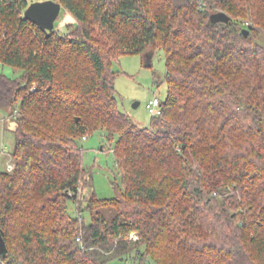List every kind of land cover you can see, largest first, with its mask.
Masks as SVG:
<instances>
[{
	"label": "trees",
	"instance_id": "obj_1",
	"mask_svg": "<svg viewBox=\"0 0 264 264\" xmlns=\"http://www.w3.org/2000/svg\"><path fill=\"white\" fill-rule=\"evenodd\" d=\"M57 1L67 34L26 18L29 0H0V60L23 70L0 72L17 118L0 264H264V0ZM158 49L167 97L140 127L119 108L113 60ZM97 130L116 138L113 197L81 194Z\"/></svg>",
	"mask_w": 264,
	"mask_h": 264
},
{
	"label": "rangeland",
	"instance_id": "obj_2",
	"mask_svg": "<svg viewBox=\"0 0 264 264\" xmlns=\"http://www.w3.org/2000/svg\"><path fill=\"white\" fill-rule=\"evenodd\" d=\"M42 1V0H29ZM216 18H224V14H215ZM57 28L64 34L69 33L67 24L75 18L66 10L61 11ZM258 41L264 44V35L258 36ZM113 69L118 72L115 85L119 108L131 115L140 127H148L152 123L153 113L146 107L147 102L160 97L163 101L167 97L168 84L166 80L167 64L164 52L125 53L113 60ZM0 72L12 77H21L23 70L0 60ZM140 103L135 106L134 103ZM19 106L17 105V111ZM16 112V111H15ZM16 113L10 109L0 107V171H6L8 164L14 163L13 150L16 143L14 129L17 125ZM84 138V137H83ZM116 138L109 140L102 130H97L82 140L84 147V165L93 174L92 183L86 182L81 188L82 197H89L93 192L99 197H113L116 195V185H123L122 175L117 167L114 145ZM69 211L77 214L74 201H69ZM87 223L91 221L88 211L84 212ZM0 261L3 260L0 258ZM5 264L6 261H4ZM108 264H139L134 258L118 257Z\"/></svg>",
	"mask_w": 264,
	"mask_h": 264
},
{
	"label": "water",
	"instance_id": "obj_3",
	"mask_svg": "<svg viewBox=\"0 0 264 264\" xmlns=\"http://www.w3.org/2000/svg\"><path fill=\"white\" fill-rule=\"evenodd\" d=\"M62 8V3L57 0L33 1L25 9L24 15L49 33L55 29L56 21L60 16ZM250 29L251 27L245 29V33L248 34ZM139 103V101H136L134 105L137 106ZM8 251L4 233L0 230V255H6Z\"/></svg>",
	"mask_w": 264,
	"mask_h": 264
},
{
	"label": "built area",
	"instance_id": "obj_4",
	"mask_svg": "<svg viewBox=\"0 0 264 264\" xmlns=\"http://www.w3.org/2000/svg\"><path fill=\"white\" fill-rule=\"evenodd\" d=\"M146 107L153 113V115H159L162 113V99L156 96L147 102ZM86 137L87 136H84V139ZM13 168H14V163L10 162L8 164V169L12 170ZM132 236L134 238H138V235L136 233H132Z\"/></svg>",
	"mask_w": 264,
	"mask_h": 264
}]
</instances>
